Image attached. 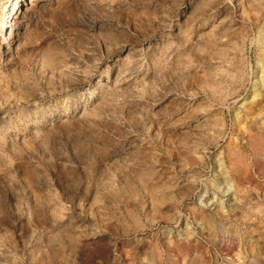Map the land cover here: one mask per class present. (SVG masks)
Segmentation results:
<instances>
[{
  "label": "clouds",
  "instance_id": "obj_1",
  "mask_svg": "<svg viewBox=\"0 0 264 264\" xmlns=\"http://www.w3.org/2000/svg\"><path fill=\"white\" fill-rule=\"evenodd\" d=\"M0 264H264V0H0Z\"/></svg>",
  "mask_w": 264,
  "mask_h": 264
}]
</instances>
